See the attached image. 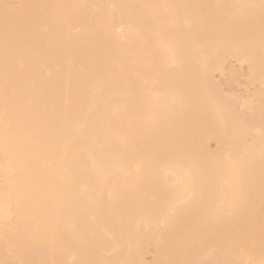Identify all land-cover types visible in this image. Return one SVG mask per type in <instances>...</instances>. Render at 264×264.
<instances>
[{"label":"bare ground","instance_id":"1","mask_svg":"<svg viewBox=\"0 0 264 264\" xmlns=\"http://www.w3.org/2000/svg\"><path fill=\"white\" fill-rule=\"evenodd\" d=\"M227 58L264 87V0H0V264H264Z\"/></svg>","mask_w":264,"mask_h":264},{"label":"rangeland","instance_id":"2","mask_svg":"<svg viewBox=\"0 0 264 264\" xmlns=\"http://www.w3.org/2000/svg\"><path fill=\"white\" fill-rule=\"evenodd\" d=\"M223 68L225 70L226 69L227 70L234 69L233 71H235V77L232 78L233 80H231V78L229 79L230 76L227 72L224 71V69H223L224 72L215 71V73H213L212 79L214 80L213 82L215 83V85L219 87L218 90H220V92L224 96L225 95L228 96V99H230L229 97H231L230 101L232 100V102H234L235 105L237 103L236 109L238 112L244 113V114L247 113L246 117L248 116L249 120L251 118V121L253 120V122L255 121L259 124L264 125V114L259 115V113H257L255 110V107H257V102H258L257 99L258 98H256L254 95L257 90H263L264 91V87L263 88H262V86L260 87V84L258 82H252V84L250 83V81H249L250 71H249L247 64L242 65L232 58L231 59L227 58L223 64ZM233 96H235V97L233 98ZM239 99H240V101H239ZM241 100H242V102H241ZM237 101H239V102H237ZM244 101H246V102L249 101L250 104L247 103L248 105L244 106V103H245ZM242 106H243V108H242ZM243 110H245V111H243ZM254 115H256L257 117ZM215 148H216L215 143L210 142L209 149L215 150ZM152 253H153L152 249H150V251H148V253H146L147 256L146 255H144L145 257L143 256L144 257L143 261L145 263H148L151 261V258L153 255Z\"/></svg>","mask_w":264,"mask_h":264}]
</instances>
